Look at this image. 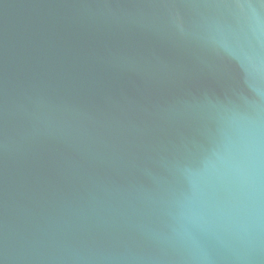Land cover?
<instances>
[{
  "label": "water",
  "instance_id": "1",
  "mask_svg": "<svg viewBox=\"0 0 264 264\" xmlns=\"http://www.w3.org/2000/svg\"><path fill=\"white\" fill-rule=\"evenodd\" d=\"M0 264H264V0H0Z\"/></svg>",
  "mask_w": 264,
  "mask_h": 264
}]
</instances>
